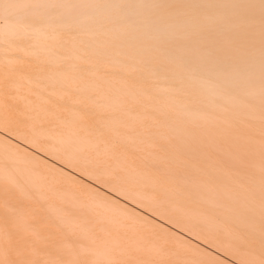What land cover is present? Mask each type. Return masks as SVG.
I'll use <instances>...</instances> for the list:
<instances>
[{
  "label": "bare ground",
  "instance_id": "obj_1",
  "mask_svg": "<svg viewBox=\"0 0 264 264\" xmlns=\"http://www.w3.org/2000/svg\"><path fill=\"white\" fill-rule=\"evenodd\" d=\"M6 83L24 112L6 106ZM0 117L48 121L64 136L43 134L88 154L120 136L203 176L199 201L264 239L263 166L238 162L240 137L264 151V0H0ZM0 175V188L17 187L14 172ZM153 179L170 190L171 176Z\"/></svg>",
  "mask_w": 264,
  "mask_h": 264
},
{
  "label": "rangeland",
  "instance_id": "obj_2",
  "mask_svg": "<svg viewBox=\"0 0 264 264\" xmlns=\"http://www.w3.org/2000/svg\"><path fill=\"white\" fill-rule=\"evenodd\" d=\"M32 72L42 81L40 68ZM3 88L6 106L24 112L10 84ZM19 121L0 117V128L14 136L6 134L14 141L0 139V167L18 180L15 189L0 188L1 264H264V239L252 232V225L224 220L217 211L221 207L199 201L196 191L206 187L203 176L150 161L114 134L100 142V151L88 154L67 137L57 141L43 134L56 130L64 136L48 121ZM247 138H238V162L264 169V151L249 152ZM125 160L136 168H126ZM137 171L149 177L148 184ZM167 176L174 180L167 181L170 190L153 179ZM5 180L0 177V184ZM22 211L27 219L20 226Z\"/></svg>",
  "mask_w": 264,
  "mask_h": 264
}]
</instances>
